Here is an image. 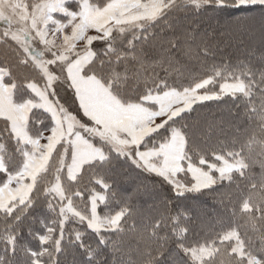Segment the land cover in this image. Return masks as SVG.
Instances as JSON below:
<instances>
[{
	"label": "trees",
	"instance_id": "16d2710c",
	"mask_svg": "<svg viewBox=\"0 0 264 264\" xmlns=\"http://www.w3.org/2000/svg\"><path fill=\"white\" fill-rule=\"evenodd\" d=\"M111 1L89 0L96 9ZM80 3L67 6L78 10ZM2 24L3 81L14 86L15 100L34 101L29 84L46 86L47 76ZM22 32L48 63L50 52L29 26ZM92 48L96 56L84 72L95 74L126 104L209 81L202 91L212 97L194 102L140 147L164 143L178 130L184 159L176 178L183 185L198 182L191 164L209 171L213 182L179 189L169 177L142 166L134 149L118 151L89 133L106 157L86 163L71 180L66 169L73 142L63 141L29 198L0 207V264H250V259L264 264V2L176 0L155 18L114 29ZM55 63L48 66L56 77L49 94L72 114L80 113L60 61ZM229 82L245 89L223 92ZM53 125L47 109L34 108L27 127L31 140L44 138ZM32 145L23 144L0 118V186L21 170ZM223 159L238 169L221 174L211 168ZM59 181L64 200L53 191ZM98 192L105 194L100 218L123 213L117 227L89 226L91 198ZM69 200L77 213L68 209ZM194 248L202 252L200 259L192 255Z\"/></svg>",
	"mask_w": 264,
	"mask_h": 264
},
{
	"label": "rangeland",
	"instance_id": "374dc122",
	"mask_svg": "<svg viewBox=\"0 0 264 264\" xmlns=\"http://www.w3.org/2000/svg\"><path fill=\"white\" fill-rule=\"evenodd\" d=\"M40 1H43V0H39L37 2H30V3L27 2L26 0H0V23L1 24L3 23L2 26L5 29L10 31L12 38H14L24 50H26V51L29 50V53H31L30 56L38 63L39 66L42 67V70L45 72V74L47 76L48 83H49L48 84L46 82L47 85L44 86V85H41L39 82H34V81L31 82L29 84V87L32 89V92L35 94V96H37L36 100L29 101V102H19V101L14 99V97H15L14 86L7 84L3 81L4 71L0 70V92L2 93V95H4L9 106L11 107L10 110L8 111V109L6 107H4L3 103L0 102V114H2V112H6L8 119H11L13 121L14 125L7 118H5V117H0V118H5L8 120L12 131L14 132V134L18 138H19V134H18L19 129L16 126V121H18V122L21 121L25 125L26 131H27L28 136H29V132H28L27 127H28V124L30 121L31 111L34 108L41 107V108L47 109L48 111L50 110L49 112H50V114L53 118V121H54L53 128L50 129L46 133V136L40 140H38V139L31 140V138L29 136V141L27 143H24L19 138V140L25 145L30 144L32 142V144H33L32 145V151L30 153H28L27 156L25 157V163H24V166L21 168V170L18 173L10 176V178L7 180V182L0 186V207H7L10 203H12L14 201H19V200L22 201V200H26L29 198L30 194L32 193V191L35 187L38 176L43 171L46 170L47 166H49V163L51 161L53 153H54L55 149L57 148V146L61 142H63V141L67 142L68 140H70L73 142V145H74L77 137L84 136L85 138H87L91 142H93L95 145L102 148L103 146L98 145L97 143H95V141H92L90 138H88V136H87L88 133L91 136L99 137L103 142H106L109 146H111V148L116 149L118 151L131 152V150L134 149V152L136 155L135 156L136 160L142 166H144L142 161L139 160V158L137 156L138 152L139 151L143 152V151H147V150H151V149H158L161 146L168 144L172 138L173 133L178 131V130L174 131L171 134L170 138L166 142L161 143V144L156 145V146H153V147H140V144L144 141V139H146L149 135H151L152 133L156 132L161 127H163L171 118L175 117L176 115L181 113L183 110L192 106V104L194 102L201 101V100H204L206 98L213 96V95H211L213 93L210 94V92L208 93V92L202 91L203 89H205L207 87L208 82H209L208 80H204V81L197 83L192 89H190L188 91H179L178 92L175 90L177 95L175 97H173L171 100H169V105H168L167 111L163 114L158 115L156 117V119L153 120V122H152V125L159 126L161 124V126L158 129H156L155 131H153L152 133H150L149 135H147L144 139H142L140 141H135V142L131 143L130 145H125V144L123 145L122 142L124 140L129 141V138L126 135H124L122 133L115 135L111 132L105 131V128L103 126H101L99 123H97L93 118L88 116V114L83 111V108L81 107V105L79 103L75 88L69 79L68 66L71 63V60L74 59L75 57L77 58L78 56H80L86 52H90L92 54L91 55L92 60L89 61L86 65H84V67L82 68V73L84 75L96 76L95 74H88V73L84 72V68L88 64L93 62V60L95 59V56H96L95 51L92 48V43H94L97 40H102V39L107 38L108 35L110 36L112 31L116 28H120L122 26L129 25V24L130 25L137 24V23H140L141 21L148 20V19L140 20L138 22L129 23V24L110 25L109 27H106L104 29L105 31H107L106 34H104L102 36L100 34L99 35H95V34L93 35L92 32H94V31L91 28H89L87 25H85V24L83 25L80 22V19L78 16L79 12L81 10L82 2L84 0H81L80 7L78 10H74L73 8H69L67 6V3H69L70 1H68L66 3V7H67V9L65 10L66 14H63L62 12L57 13V14L63 15V17H59V20L61 21V20H67L68 16H71V14H72L71 12H75V15L74 14L72 15V16H74V18H73L74 21L69 23V24L67 23V26L64 30V31H69V32H71L72 30L74 31L75 37L73 39L72 38H70V39H71V42H73L75 45L73 46L72 49H70L71 51H64L63 48H61V46H59V43L62 42L63 40H65L62 33H61V36L60 35L56 36L53 41L48 42L47 40H44L43 37H41L39 35V33L35 32L29 25V19H30L29 17L34 10V6L37 3H39ZM71 1H73V0H71ZM112 1H114V0H112ZM167 1L168 0H142V4H143V6H147V5H150V3H152V4L164 3L166 6H164V8L160 11V13H161L167 6H170L176 0H172L169 4L167 3ZM241 1H248L251 3L264 2V0H241ZM111 2H109L107 5H109ZM90 7H91L93 13H97V12H99V10H101V9L93 8L91 6V4H90ZM159 14H157L156 16H158ZM156 16H154L152 18H155ZM152 18H149V19H152ZM9 20L12 21L13 26L8 25ZM27 26H29V28L34 32L35 39L37 41H39L40 43H42V45H40V46H44V48H46V50H48L50 52L49 53L50 57L47 60L48 63H45L46 61L43 59L44 56H46V55H44L43 50L39 49L37 47H36L37 49L34 48L33 43H27V41L25 40V37L23 36L24 34H23L22 30H23V28H27ZM91 30H92V32H91ZM89 40L92 41V42L90 41L91 42L90 45H89ZM66 58L70 59V61L68 63L65 62ZM56 61L57 62L60 61V67H61L60 70L61 71L63 70V72L66 74L68 81H69L71 87L73 88V90L75 92L77 102L80 106V111H81L80 113H77V114L73 113L72 114L71 112H69V110H67L62 105L58 104L54 99H52L50 94H49L48 88H52V85L54 83V79L56 77L53 73L49 72L48 66L50 63H55ZM103 84H105V83H103ZM37 85L41 87L40 92H39V90L37 92L35 90L36 88L39 89V87H37ZM107 87L109 88V86H107ZM221 89L223 92H240V91H243L245 89V86L243 83H239V82L238 83L237 82L231 83V82H229V83L223 84ZM166 91H168V90H166ZM162 93H164V92H162ZM162 93H155V94H162ZM113 95L117 99H119L114 93H113ZM150 95H152V94H150ZM41 96L42 97L44 96L43 97L44 99H42ZM47 97L49 98V100L47 99ZM144 98H143V102L134 103V104H126L123 101H121L120 99L119 100L123 104L130 105L133 107H138V106H141L143 104H146L144 101ZM49 101H51V102H49ZM46 104L50 106L49 109L47 108ZM53 105H55V106H53ZM54 112L56 114L59 113V116H60V121H59L60 122V124H59L60 125V132H59L58 137L56 136L58 125H57L55 118H54L56 116ZM176 113H178V114H176ZM85 132H86V134H84ZM59 137H61V138L59 140H57ZM55 139L57 140V142ZM183 139H184V136H183ZM183 143H182V145H181V147L177 153L178 157H177L176 167L172 170H169V171H158V172L156 171L154 173L163 174V175L169 177L171 180L177 182V184H178L177 186L179 187V189H183L186 187H201L203 185L211 184L213 182V179L211 178L210 172L207 170H203V169H201L195 165H191V164L188 165L189 171H190L191 175H193L194 177L199 179L198 182H196L195 184H192V185H183L182 182H180L176 178L175 175L178 172H180L183 168V164H182L183 159H184L183 158V150H184ZM104 151L106 154V150H104ZM72 154H73V147H72ZM72 154H71V158H72ZM71 158H70L68 167L66 169L67 178H70L69 168H70ZM0 168L4 169V164L2 161L1 155H0ZM211 168H216L221 174H227V173H230V172L238 169V165H236V163H233L229 160L223 159L222 165L220 167L212 165ZM151 172H153V171H151ZM78 175L75 177V179L78 177ZM70 179L74 180L72 178H70ZM53 191L55 194H57V196L60 197L61 200H64L65 196H64V188H63V182L62 181H59L56 184V186L53 187ZM99 196L101 198H99ZM104 200H105V194L103 192H98V193L94 194L91 198L90 218H88L87 221H88L89 226L93 229L117 227L123 218V213H117L112 218H109V219L100 218L99 213H98V205L100 202H102ZM70 202H71V200L68 201V209L73 213H77L76 209L74 208V206ZM95 206L97 209H95ZM62 208L65 212L68 211L65 208V206H62ZM238 248L241 250L240 246H238ZM191 251H192V255L195 257V259L201 258L202 252L199 249L194 248ZM250 264H254L252 259H250Z\"/></svg>",
	"mask_w": 264,
	"mask_h": 264
},
{
	"label": "crops",
	"instance_id": "0c3cea01",
	"mask_svg": "<svg viewBox=\"0 0 264 264\" xmlns=\"http://www.w3.org/2000/svg\"><path fill=\"white\" fill-rule=\"evenodd\" d=\"M68 1L71 0L40 1L34 6V10L29 17L30 27L48 42L53 41L56 36H61L62 33L65 40L60 42L59 46H61L64 51H71L70 49L75 45L70 39L75 37L74 31H64L67 23L69 24L74 21V16L72 15H75V12H71L72 17L68 16L67 20L60 21L57 16V13L61 12L66 14V3ZM171 1L172 0H168L167 3L169 4ZM164 6H166L164 3H150V5L143 6L142 0H114L103 9L99 10V12L93 13L89 0H84L78 16L83 25H87L94 31L92 32L91 30L93 35L100 34L102 36L107 33L104 29L110 25L129 24L152 18L159 14ZM91 40H89V45L92 42ZM91 55L90 52H86L77 58L75 57L68 66V76L75 88L83 111L103 126L105 131L115 135L119 133L126 135L129 141L124 140L122 142L123 145H130L135 141H140L158 129L161 124L159 126L152 125V122L158 115L167 111L169 100L177 95L176 91L168 90L162 94L148 95L144 98L146 104L138 107L123 104L98 77L94 75H84L82 73L84 65L92 60ZM37 87H39V89L36 88V92L38 90L40 92L41 87L38 85ZM43 97L41 96L42 99H44ZM47 99L49 100L48 97ZM0 102L3 103L8 111L10 110L11 107L1 92ZM46 106L49 109L50 106L47 104ZM55 115L54 118L58 125L56 136L58 137L60 132V116L59 113H55ZM0 117L8 119L6 112H2ZM8 120L14 125L11 119ZM16 126L19 129V138L22 142L27 143L29 141V136L25 125L21 121H16ZM60 138L61 137L57 140ZM183 140L182 133L176 131L173 133L168 144L158 149H151L143 152L139 151L137 156L150 171L158 172L172 170L176 167L177 153ZM105 157V151L101 147L95 145L84 136L77 137L73 145V154L69 168L70 178L75 179L86 163L101 160ZM99 198L101 197L99 196ZM95 209H97L96 206Z\"/></svg>",
	"mask_w": 264,
	"mask_h": 264
},
{
	"label": "clouds",
	"instance_id": "9594fccd",
	"mask_svg": "<svg viewBox=\"0 0 264 264\" xmlns=\"http://www.w3.org/2000/svg\"><path fill=\"white\" fill-rule=\"evenodd\" d=\"M251 166V165H250ZM161 255H163L162 253H161Z\"/></svg>",
	"mask_w": 264,
	"mask_h": 264
}]
</instances>
